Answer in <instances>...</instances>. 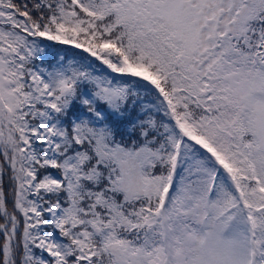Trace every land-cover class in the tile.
I'll list each match as a JSON object with an SVG mask.
<instances>
[{
    "label": "snow or ice",
    "instance_id": "1",
    "mask_svg": "<svg viewBox=\"0 0 264 264\" xmlns=\"http://www.w3.org/2000/svg\"><path fill=\"white\" fill-rule=\"evenodd\" d=\"M0 264H264V0H0Z\"/></svg>",
    "mask_w": 264,
    "mask_h": 264
}]
</instances>
